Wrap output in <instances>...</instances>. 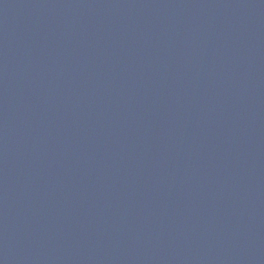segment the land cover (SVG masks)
<instances>
[{"label":"water","instance_id":"water-1","mask_svg":"<svg viewBox=\"0 0 264 264\" xmlns=\"http://www.w3.org/2000/svg\"><path fill=\"white\" fill-rule=\"evenodd\" d=\"M0 264H264V0H0Z\"/></svg>","mask_w":264,"mask_h":264}]
</instances>
